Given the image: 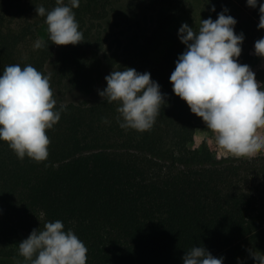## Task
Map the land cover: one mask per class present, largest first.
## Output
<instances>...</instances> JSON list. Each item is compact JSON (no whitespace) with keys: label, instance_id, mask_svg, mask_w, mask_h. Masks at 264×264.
Listing matches in <instances>:
<instances>
[{"label":"trees","instance_id":"16d2710c","mask_svg":"<svg viewBox=\"0 0 264 264\" xmlns=\"http://www.w3.org/2000/svg\"><path fill=\"white\" fill-rule=\"evenodd\" d=\"M142 1L143 15L129 22L127 8L117 20L114 0H80L81 43L56 46L36 13L55 0H0V75L32 65L49 77L61 111L44 161H21L0 141V264L22 261L18 244L56 220L85 244L87 264H183L194 246L223 254L225 264H255L248 249L264 253V156L233 158L208 140L191 147L199 117L169 79L186 50L169 29L187 0ZM258 23L257 7L235 28L245 37L241 64L251 66L248 49L264 33ZM164 40L172 46L154 60ZM124 68L150 73L161 87L165 103L151 130L121 129L117 105L101 97L57 102L67 90L99 94L106 71Z\"/></svg>","mask_w":264,"mask_h":264},{"label":"clouds","instance_id":"9594fccd","mask_svg":"<svg viewBox=\"0 0 264 264\" xmlns=\"http://www.w3.org/2000/svg\"><path fill=\"white\" fill-rule=\"evenodd\" d=\"M55 3L50 11L36 7L37 15L46 17L48 39L56 46L81 43L83 34L73 11L79 8L80 0ZM247 6L258 7L257 27L264 26V3L247 0ZM212 11H216L214 6ZM228 11L225 7L216 20L202 19L198 31L187 23L181 25L178 35L186 50L178 57L169 79L174 94L203 120L219 149L252 156L264 152V133L259 130L264 128V84L257 80L253 67L238 62L245 37L235 32L237 21ZM43 45L38 39L34 47ZM254 51L264 55V33L255 40ZM105 80L107 87L99 91V96L117 105L119 127L139 133L151 130L165 103L161 87L151 74L124 68L112 71ZM60 119L48 76L30 64L5 67L0 75V141L18 159L46 160L50 144L46 133ZM87 251L74 231L65 230L60 220L46 222L43 229H34L18 244L24 264H87ZM247 251L255 264H264V253ZM183 264H225V260L223 254L194 246L185 253Z\"/></svg>","mask_w":264,"mask_h":264},{"label":"rangeland","instance_id":"374dc122","mask_svg":"<svg viewBox=\"0 0 264 264\" xmlns=\"http://www.w3.org/2000/svg\"><path fill=\"white\" fill-rule=\"evenodd\" d=\"M115 8L117 12L115 16L119 17L117 20L121 21L122 14L127 8V14L132 19H129V22H134L136 15L142 16V9L144 8V2L142 0H114ZM215 7L216 11H212V7ZM227 8L228 14L231 15L239 24L242 20L246 19L252 12L253 8L247 6V0H210L209 3H205L204 0H187L185 12L176 17L173 25L170 27L169 31L172 33L175 30H179L182 24L187 23L189 27H192L194 30H197L200 26L202 19H208L211 17L213 20L217 19L218 14L224 9ZM128 25L127 21H123ZM236 24V26H237ZM124 25L123 27H128ZM236 28V27H235ZM172 42L169 40H164L162 44L156 49L153 53L152 58L154 60L161 59L164 54L171 48ZM252 57L251 67L256 70V78L261 83L264 84V55L256 54L254 48L248 49ZM51 72L52 67L48 68ZM109 75V71H106L105 77ZM84 101H88L91 104L98 103L100 101V96L98 93H94L88 97H83L78 92L75 91H66L63 96H59L57 102L60 104H80ZM199 127L195 132L194 141L191 147H198L203 141L208 140L211 144H215L213 133L207 128H203L202 125L205 124L201 118H198L197 121ZM264 133V128L259 129ZM217 146V145H216ZM221 150L225 155L231 156L233 158H254L258 156H264V152H258L252 156H239L233 153H227ZM24 264V261H10L5 264Z\"/></svg>","mask_w":264,"mask_h":264}]
</instances>
